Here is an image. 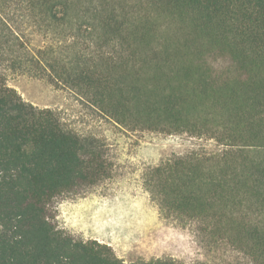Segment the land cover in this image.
Returning a JSON list of instances; mask_svg holds the SVG:
<instances>
[{
    "label": "trees",
    "instance_id": "obj_1",
    "mask_svg": "<svg viewBox=\"0 0 264 264\" xmlns=\"http://www.w3.org/2000/svg\"><path fill=\"white\" fill-rule=\"evenodd\" d=\"M5 67L76 91L129 130L203 141L144 184L209 245L264 264V0H0V264H182L127 262L57 227L51 201L112 162L26 101Z\"/></svg>",
    "mask_w": 264,
    "mask_h": 264
},
{
    "label": "rangeland",
    "instance_id": "obj_2",
    "mask_svg": "<svg viewBox=\"0 0 264 264\" xmlns=\"http://www.w3.org/2000/svg\"><path fill=\"white\" fill-rule=\"evenodd\" d=\"M4 72L26 101L52 108L67 130L97 139L112 162L108 177L51 201L49 214L58 228L76 239L97 238L127 262L170 258L182 264H248L229 245L204 241L196 222L167 216L144 184L150 167L185 155L203 141L189 134L129 130L46 76L8 67Z\"/></svg>",
    "mask_w": 264,
    "mask_h": 264
},
{
    "label": "crops",
    "instance_id": "obj_3",
    "mask_svg": "<svg viewBox=\"0 0 264 264\" xmlns=\"http://www.w3.org/2000/svg\"><path fill=\"white\" fill-rule=\"evenodd\" d=\"M97 239V238H96ZM98 240V239H97Z\"/></svg>",
    "mask_w": 264,
    "mask_h": 264
}]
</instances>
